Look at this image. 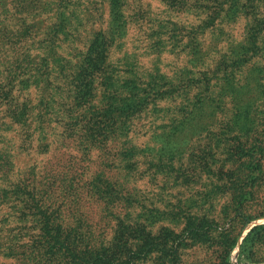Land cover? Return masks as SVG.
<instances>
[{"label":"trees","instance_id":"trees-1","mask_svg":"<svg viewBox=\"0 0 264 264\" xmlns=\"http://www.w3.org/2000/svg\"><path fill=\"white\" fill-rule=\"evenodd\" d=\"M12 1L13 12L0 2V107L17 136H35L41 153L47 152V133L58 124L62 139L71 141L86 162L97 154L89 191L108 209L94 223L74 216L68 222L50 206L53 197L31 196L32 188L16 178L3 144L10 127L1 122L0 264H186L193 251L199 255L191 264H231L241 229L264 218V0H164L169 11L184 20L190 15L194 22H150L152 54L159 56L170 40V53L194 57L187 62H206L214 85L222 82L225 88V138L219 141L214 132L211 142L199 148L192 146L198 136L195 118L183 112L191 88L182 68L167 75L130 55L110 57L123 36L125 0L100 1L113 5L105 19L109 34L92 32L85 47L80 36L101 22V13L83 16L67 0ZM146 119L157 122L153 142L175 141L186 148L170 151L151 166L150 149L133 142L137 124ZM76 166L59 174L64 187H71ZM139 166L171 185L181 181L178 186L185 189L193 188L198 176L210 178L228 198L224 214L231 215L229 222L220 226L194 214L174 213L164 221L180 225L179 233L172 232L156 208L137 203L116 179L136 173ZM42 169L47 183L56 164ZM29 173L36 175L32 169ZM28 229L37 237L25 239L22 231ZM263 233L264 224L252 227L241 239L240 251ZM245 264H264V258L246 256Z\"/></svg>","mask_w":264,"mask_h":264},{"label":"rangeland","instance_id":"rangeland-1","mask_svg":"<svg viewBox=\"0 0 264 264\" xmlns=\"http://www.w3.org/2000/svg\"><path fill=\"white\" fill-rule=\"evenodd\" d=\"M42 2H49L50 0H41ZM101 0H67V3L77 4L76 12H79L83 16L89 14H102V20L97 25L89 26L86 31L80 36L81 41L84 42L83 46L87 42V38L92 32H96L100 29L103 33H108L105 19L109 15V9L113 10V5H104V1ZM2 4H7V8L10 12H13L12 0L0 1ZM126 6H122V14L125 20L123 36L116 44L114 48L110 50V57L112 60L122 58L124 55L133 56L135 61L145 68H151L156 66L160 71L167 75H171L178 69L184 71L185 82L190 86L191 90L185 98L190 99V105L183 109V112H192L195 121L192 122L194 128H198L197 140L194 139L192 146L199 148L202 145L209 144L212 139V133H217L219 141L223 142L225 138L227 119L229 116L228 105L229 100L226 97L224 86L222 82H218L214 85V80L209 73V65L204 61L187 62L188 58L175 56L168 50L172 45L170 40L163 43L164 49L159 56L156 53L151 52L150 45L154 41L152 37V31L149 27H153L154 23L163 20H170L172 22L193 23L192 16H187L184 20L182 16L168 10L164 3V0H125ZM128 5V6H127ZM129 17L131 22L129 21ZM1 18V16H0ZM137 19V20H136ZM183 20V21H182ZM147 22V23H146ZM109 34V33H108ZM165 35L164 37H166ZM162 38V36H159ZM80 47L79 50H83L84 47ZM188 58V59H187ZM1 60V59H0ZM3 60H6L4 58ZM1 62V61H0ZM253 77V75H252ZM33 93H31L29 101H33ZM172 105V104H169ZM250 107L248 106L247 109ZM4 107H0V123L5 124L4 128L10 127L9 132L3 133L4 148L9 151L12 156L11 162L14 166L16 178L18 181H22L26 185H29L31 190V196L44 198L46 195H50L51 199L48 202H52L54 208L59 210L62 214L63 220L70 222L74 217L86 218L88 223L91 220L92 223L101 218L102 214H105L108 207L105 202L99 196L89 191V182L91 181V175L95 172L96 162L99 157L97 154H93L90 158V163L86 162L81 151L71 142L63 140L60 136L61 127L57 124L53 129L52 134L50 132L46 135V140L43 142L47 146V152L41 153L39 151L38 142H36L35 136L26 140L21 137L16 126L9 124V120L3 111ZM182 112V117L185 118ZM152 118V117H151ZM153 119V118H152ZM154 121V119H153ZM215 121V131L212 129ZM5 122V123H4ZM157 122L150 123L149 119L143 120L137 124L135 132H139L134 135L133 142L139 146H147L150 149L151 166L160 163L171 153L170 151L183 150L186 146H183L174 141L173 144L167 142H153L151 136V130L154 129ZM53 127V126H52ZM147 133V135H142ZM149 135V137H148ZM207 149V148H206ZM46 163H55L56 170L51 174L50 178L45 183L43 175L45 174L42 167ZM75 163L77 171L69 181L70 188L64 187L63 183L58 181L59 174L62 173L68 166ZM147 165L148 169L154 170L153 167ZM32 169L33 176L29 173ZM122 173L121 176L116 179L123 184L124 191L129 189V195L137 203L156 208L162 216V224L166 225L169 230L174 233H179L180 225L174 222H164L172 214H194L199 218L206 220H213L215 223L225 226L229 222V217H225L224 207L228 203V198L218 193L215 188L214 182L206 177L198 176L196 185L191 189H185L178 186L179 183H173L172 185L166 183L162 176L153 177L151 174L143 173V167L139 166L136 173H130L128 176ZM1 185H5L0 181ZM65 185V184H64ZM93 191V189H92ZM94 192V191H93ZM125 194V193H124ZM180 201V202H179ZM8 213V210H4V214ZM14 222H16L13 219ZM14 222H10V226L15 225ZM147 222V221H146ZM159 222V223H160ZM148 223V222H147ZM157 223V222H156ZM91 224V223H90ZM264 224V218L257 219L249 222L245 225L241 231L237 240V245L233 248L229 255V262L231 264H245L246 256L250 258H264V233L262 239L258 238V241H254L252 244L244 246L240 251L239 244L241 239L247 234V232L254 226ZM94 227V226H93ZM157 226L153 228L155 231ZM18 231L14 230L13 233ZM25 233V239L28 235L32 234L33 238L37 237V232L34 229H28L22 231ZM109 234V231L107 230ZM161 233H158V235ZM36 249V247H34ZM195 250V249H193ZM198 253L193 251L189 256H186V264H191L194 258L198 257ZM185 257H182V259ZM196 262V261H195ZM5 264H13L12 261H5Z\"/></svg>","mask_w":264,"mask_h":264}]
</instances>
